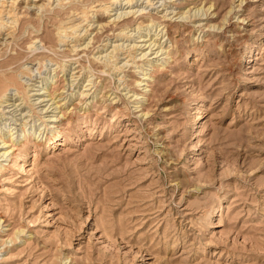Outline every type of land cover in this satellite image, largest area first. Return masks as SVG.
Instances as JSON below:
<instances>
[{
    "label": "rangeland",
    "instance_id": "obj_1",
    "mask_svg": "<svg viewBox=\"0 0 264 264\" xmlns=\"http://www.w3.org/2000/svg\"><path fill=\"white\" fill-rule=\"evenodd\" d=\"M107 1L23 17L0 58V264H264V0H135L57 43Z\"/></svg>",
    "mask_w": 264,
    "mask_h": 264
},
{
    "label": "bare ground",
    "instance_id": "obj_2",
    "mask_svg": "<svg viewBox=\"0 0 264 264\" xmlns=\"http://www.w3.org/2000/svg\"><path fill=\"white\" fill-rule=\"evenodd\" d=\"M70 1L71 0H0V58L5 55L7 49H9L11 47L12 42L19 40L18 37H20V36H18L17 34L19 33V28H20L19 25H20V22H21L23 17L26 18V20H30L29 18L32 16H34L33 18H37L38 16H40L39 15L40 10L41 11L51 10V8H52L51 6L53 5V3L56 2V4L65 5ZM134 2H137V1H135V0H109L107 2L99 3L89 10H83L81 12H76L73 10L70 13V16H69L70 18L68 17L69 19H67L65 21H61L58 24H56V26H55V37H56L57 43L60 46L68 47L71 50V52L77 51L79 46H81V45L85 44V47H86V45L88 43H90L92 40L91 38H88V36L92 32H94L95 29L98 32L99 30H102L103 27H105L106 25L117 24V22L120 20L119 19L120 16H123L122 15L123 13L124 14H132V16H133L138 11L142 12L144 8L134 10V8H133L135 5ZM146 2H147V5H148V3H152V2H150V0H147ZM122 3L124 5H127V8H129L128 11H125L121 14L120 13L117 14L116 12H112V10H115L117 5L121 6ZM184 14H186V13H184ZM102 15L106 16V18H107L106 22L105 23H98L97 26L95 27V29L92 30L93 25L89 24V21L93 20V18L90 19L91 18L90 16H95V17L97 16L98 18H100ZM97 22H98V20H97ZM24 23H22V24L24 25ZM30 24H31L30 29L31 28L32 29L29 30L28 36L24 40H25V45H26L27 50L29 52L33 53L34 51H36L38 49V43H40L42 40H39L37 38V36H36L37 34L36 35L33 34V31H37L38 28L35 27L32 22ZM24 27H25V25H24ZM122 30H124V28ZM120 32H122V31H120ZM126 33H128V32H126ZM126 33H123V36H125L124 34H126ZM19 35H21V34H19ZM87 38L89 39V41L86 43L85 39H87ZM153 41H155V40H153ZM117 47H119V46H117ZM157 47L162 48V43L159 42V45ZM4 48H6V49L3 50ZM161 48H160V50H162ZM112 58L113 59L115 58L114 59L115 61ZM13 59H16V56L11 57L10 59H4L2 61V63H0V66L3 67V66H6L7 64H11ZM110 59L113 60L114 62H116V59H117L116 54L109 56L107 63L110 62ZM39 62H41V63L44 62V64H45L44 59L39 60ZM32 68L33 67L28 66L27 63L21 64V66L19 67V71H20L19 76L21 78L22 77H30L32 75V72H34ZM77 72H79V71H77ZM6 79L7 78L5 76V72L1 71L0 72V107L6 106V104L3 105V103H5L7 101L6 99H4L5 95H6V91L8 89L7 88L8 82L6 81ZM43 92H41L39 94H42Z\"/></svg>",
    "mask_w": 264,
    "mask_h": 264
}]
</instances>
